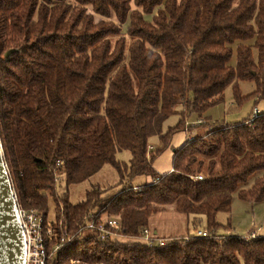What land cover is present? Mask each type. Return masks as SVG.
<instances>
[{
  "label": "trees",
  "instance_id": "trees-1",
  "mask_svg": "<svg viewBox=\"0 0 264 264\" xmlns=\"http://www.w3.org/2000/svg\"><path fill=\"white\" fill-rule=\"evenodd\" d=\"M241 81L254 89L241 94ZM227 87L254 111L234 123L203 118ZM263 101L264 0H0V144L17 204L53 231L55 264H264V236L216 234L219 213L230 227L234 194L264 204ZM185 131L193 138L171 148ZM169 148L171 170L158 173ZM107 164L118 183L72 204L67 188ZM139 177L151 180L133 186ZM168 207L193 226L203 218L207 236L133 240ZM105 218L120 220L116 238L85 230Z\"/></svg>",
  "mask_w": 264,
  "mask_h": 264
},
{
  "label": "rangeland",
  "instance_id": "rangeland-1",
  "mask_svg": "<svg viewBox=\"0 0 264 264\" xmlns=\"http://www.w3.org/2000/svg\"><path fill=\"white\" fill-rule=\"evenodd\" d=\"M232 66L235 65V58L232 59ZM241 94H249L253 89L254 85L251 82L241 81L238 84ZM254 102H245L241 107H237L233 101L232 88L227 87L224 91V99L221 103L210 108L204 117L209 118L211 121H220L223 118L226 122L239 121L245 119L248 115L254 111ZM258 111H264L263 103H259L256 106ZM182 112V107L179 106L175 109V114L170 116L163 125V131L168 127H173L179 120V114ZM194 117H197L196 114ZM189 119L187 123H189ZM190 124V123H189ZM189 135L192 139L194 132L190 133H177L174 140H182L185 135ZM173 138V137H172ZM157 138L152 137L150 139V145H157ZM154 148V146H151ZM157 147V146H156ZM170 151L158 156L155 160L158 162L155 164V170L158 173L166 171L171 164ZM130 159L128 151H119L116 154V160L127 164ZM62 175L58 178V193L63 194L66 192L65 185L62 182ZM61 180V181H60ZM119 177L115 169L111 165H105L103 168L89 180L82 182L77 185H71L67 188L68 199L72 204L81 202L84 199L85 192L90 190L93 186H99L102 189L109 188L118 183ZM148 177L136 178L132 184L133 186H139L150 182ZM17 199V198H16ZM233 203L230 213V227L226 228L228 216L223 213L217 215V222L221 225L218 228L216 234L218 236H242L252 228L254 231L259 232L264 229V204H251L240 201L236 195H233ZM252 206V207H251ZM252 208V209H251ZM47 217L49 220L54 218V205L51 199L48 200ZM192 217H186L185 215L175 213L170 207L164 212L151 216L148 223V229L151 233L156 232L158 237L163 239L182 237L186 233L194 235L196 230H205L206 225L204 219L201 218L195 226L192 225ZM195 228V230L193 229Z\"/></svg>",
  "mask_w": 264,
  "mask_h": 264
},
{
  "label": "built area",
  "instance_id": "built-area-1",
  "mask_svg": "<svg viewBox=\"0 0 264 264\" xmlns=\"http://www.w3.org/2000/svg\"><path fill=\"white\" fill-rule=\"evenodd\" d=\"M257 113V110H255L254 114ZM189 140H191V138H189ZM196 179L202 180V176H198ZM17 206L26 243V259L24 264H55L52 256L55 254L58 244L54 245L52 249H48L53 231L46 228V221L43 214L33 209L25 210L18 204ZM85 230L94 233L98 240L113 239L116 238V234L120 230V220L118 218H105L88 222L85 226ZM194 236L204 238L207 234L203 230H196ZM257 236L258 233L252 230L243 237L245 240H248ZM66 240L67 237H65V235L61 236L59 244L64 243ZM133 240H137L149 246L154 244L163 245L166 241V239L159 238L152 234L147 228L143 230L141 236Z\"/></svg>",
  "mask_w": 264,
  "mask_h": 264
},
{
  "label": "water",
  "instance_id": "water-1",
  "mask_svg": "<svg viewBox=\"0 0 264 264\" xmlns=\"http://www.w3.org/2000/svg\"><path fill=\"white\" fill-rule=\"evenodd\" d=\"M12 52L7 51L5 57ZM25 259V236L0 144V264H24Z\"/></svg>",
  "mask_w": 264,
  "mask_h": 264
},
{
  "label": "crops",
  "instance_id": "crops-1",
  "mask_svg": "<svg viewBox=\"0 0 264 264\" xmlns=\"http://www.w3.org/2000/svg\"><path fill=\"white\" fill-rule=\"evenodd\" d=\"M263 103V105H264V101L262 102ZM250 115H248L247 117H249ZM246 117V118H247ZM245 118V119H246ZM245 119H242V120H245ZM190 121H189V123L190 124H195V123H198L200 120H201V118L200 117H194V115H192L191 117H190V119H189ZM223 120H225L224 118H223ZM242 120H239V121H242ZM226 121V120H225ZM234 122H238V121H231V122H228V123H234ZM189 123H187V124H189ZM180 133H183V132H180ZM184 133H188V132H184ZM179 134V133H178ZM190 134V133H189ZM176 135H174L173 136V138L171 139V143H170V147L171 148H179L181 145H183L184 144V142L186 141V140H188L190 137H189V135L187 136V134L185 135V137L182 139V140H180V139H177V140H174V137H175ZM158 142V141H157ZM158 144V143H157ZM150 146H154V148L157 146V145H150ZM154 148H151V149H154ZM168 151H170V156L169 157H171L172 158V151L170 150V148L169 149H167V150H165L163 153H161V155L162 154H164V153H166V152H168ZM161 155H159V156H161ZM158 162V160H155L154 161V164H153V168L155 169V164ZM171 170V164H170V166L168 167V169L166 170V171H162L161 173H166V172H168V171H170ZM156 171V170H155ZM233 203V202H232ZM252 207V206H251ZM231 208H232V206H231ZM252 209V208H251ZM193 229L195 230V228L193 227ZM253 229L252 228H250L248 231H247V233H249V232H251ZM259 230L260 229H258L256 232L258 233V235L259 236H264V229L262 230V231H260L259 232ZM203 231H205V230H203ZM247 233H245V234H243L242 236H245ZM154 234H157L156 232H154ZM186 235H189V234H185L184 236H186ZM157 236V235H156ZM158 237V236H157ZM172 237H174V236H170V238H172ZM160 238V237H159ZM162 238V237H161ZM163 239V238H162ZM167 239H169V238H167Z\"/></svg>",
  "mask_w": 264,
  "mask_h": 264
}]
</instances>
